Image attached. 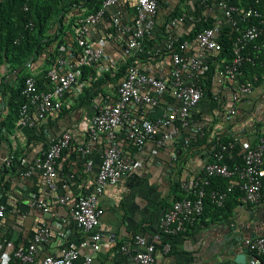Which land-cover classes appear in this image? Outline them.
Masks as SVG:
<instances>
[{
  "label": "built area",
  "instance_id": "built-area-1",
  "mask_svg": "<svg viewBox=\"0 0 264 264\" xmlns=\"http://www.w3.org/2000/svg\"><path fill=\"white\" fill-rule=\"evenodd\" d=\"M159 2L160 0H103L97 11L76 18L70 29H65L64 41L59 40L52 46L50 56H47L49 65L41 73L36 68V60L29 61L26 65L22 90L25 98L16 119V126L19 128H33L50 113L70 109L73 106L72 97L78 98L92 84L91 77L84 76L85 68H94L97 77L116 68L120 57L107 50L109 43L123 42L124 53L135 57L116 85H106L98 92L92 100L93 115L79 123V128L86 133V139L76 146V150L84 159L87 170H92L94 166L92 155L95 143L103 141L106 145L93 189L75 199L68 194L59 193L55 198L56 205L72 202L71 211L77 228L83 234L92 236V252L111 247V242L104 241L102 234L96 230L105 214L102 197L106 187L118 185L137 165L135 157L127 153L123 138L135 147H142L153 140L159 146H165L187 134L192 126V110L199 105L205 94L202 81L207 77L210 67L206 53L218 54L222 50L220 34L224 26L231 28L234 34L233 58L218 70V74L236 83L232 114L236 112V105L241 99L253 91L259 77L264 79L263 72L261 76L254 75L253 80L240 81V78L245 77L243 65L248 61L253 62L250 56H245V49L258 39L261 42L256 47H264V12L251 5H235L229 0H197V12L170 18L165 24L167 35L163 36V41L151 45L145 51L148 57L169 55L172 62L170 73L155 74L150 67L144 68L146 64L138 58V52L144 50L146 37L157 32ZM128 9L132 12L130 20L127 17ZM217 9L222 13L220 19L214 18ZM25 10H28L27 5ZM210 18L215 19L214 26L199 30L192 41L180 40L181 35L175 30L177 26L186 21L197 23ZM102 22L107 29L105 35L91 38L93 29ZM34 26L32 20L26 25L29 29ZM15 43L19 44L20 38ZM192 43L198 46L200 53H188ZM1 71L3 74L7 72L5 64L0 66ZM40 82L43 84L40 85ZM167 92L174 98L169 110L163 111L156 118H141L134 113V109L143 111L145 107L153 111L160 105V95ZM196 132L200 137H204L206 133L201 126ZM183 142V149H188L191 140L185 139ZM72 143L73 134L70 130H64L50 138L46 150L31 163L26 158L21 159L24 168L21 175L27 177L39 172L47 185L57 191L58 161ZM1 146L0 133V148ZM236 149L241 150V162H230L229 156ZM177 157L178 155H173L172 161ZM214 178L229 180L225 188L210 191L209 197L215 205L223 206L237 187L242 193L239 200L244 205L262 203L264 131L257 135L254 142L241 141L240 138L220 142L211 152V160L206 163L202 172L180 179L182 198L173 201L163 214L157 238L185 233L200 220L205 210L207 188ZM31 205L42 210L52 223L40 225L28 242L15 246L10 253H0V264H32L49 241L54 218L59 216V212L54 211L49 202L38 197L32 199ZM5 212L6 206L0 204V217H4ZM245 243L249 251V264H264V235L248 238ZM135 244L141 249L132 255L133 263L155 264L153 243L137 234ZM122 249L126 250V247ZM164 249L170 251V244L165 243ZM80 256L79 250L64 248L58 255H44L41 263L75 264ZM92 261L93 256L89 254L84 256L80 264H91Z\"/></svg>",
  "mask_w": 264,
  "mask_h": 264
},
{
  "label": "crops",
  "instance_id": "crops-1",
  "mask_svg": "<svg viewBox=\"0 0 264 264\" xmlns=\"http://www.w3.org/2000/svg\"><path fill=\"white\" fill-rule=\"evenodd\" d=\"M178 5L179 0H160L157 11L158 33L166 24L167 16ZM197 7V0L182 4L184 13H195L198 11ZM82 13L77 11L69 16L65 25L70 23L73 16L77 18L82 16ZM221 14L217 9L214 18L220 19ZM127 17L132 19L129 9ZM194 25L195 23L186 21L176 27V33L186 35ZM106 30L105 23L102 22L93 29L90 37L100 38L105 35ZM119 49L117 43L107 45V50L115 55ZM200 52L195 43L188 49V53L193 55ZM39 56L38 69L41 73L49 65V59L47 54ZM206 56L210 65L218 69L220 64L213 60L217 53L207 52ZM171 63V57L167 55L153 59V64L148 63L144 68L150 67L155 74L168 75ZM5 68L7 72L3 74L1 71V75L5 80L6 92L0 91V202L6 206V212L4 217H0V253H10L15 246L28 242L40 225L52 223L42 210L32 207V199L38 197L49 202L52 209L59 212V216L54 218L49 241L32 264H42L44 255H58L64 248L79 250L81 256L75 264H80L84 256L89 254L93 256L91 264H134L132 255L141 249L135 244L137 234L143 235L155 246V264H249V251L245 240L253 238L256 232H264V201L257 206L238 205L227 215H215L208 211L181 235L173 238L157 236L160 233V220L173 203L176 182L179 181V177L173 174V167L178 159L173 162V155H178L179 149L184 148L185 139H190L195 144L196 129L203 125H208L213 135H238L241 141L253 142L257 137L256 129L264 131V83L244 96L236 105V112L232 114L231 110L235 107L233 92L236 83L219 76L216 70L210 76L208 88L213 100L207 96L206 81L209 77H205L202 81L206 88L205 94L199 105L192 110V126L186 135L165 146H159L153 140L146 142L142 147H135L123 138L127 153L135 157L137 165L118 185L106 187L102 197L105 214L96 230L102 234L104 241L111 242V247L92 252V236L83 234L77 228L71 211L72 202L56 205L55 198L59 193L68 194L75 199L93 189L106 148L105 142L99 141L93 147L92 170L85 168V161L76 150V146L86 139V133L79 128V123L93 115V102L70 112H52L42 119L41 123L39 120V124L33 128H19L15 119L14 125L11 124L14 113L9 102L13 89L19 85L20 73L12 69L9 63H5ZM79 97L80 95L78 98L72 97L73 105ZM215 101L218 104L216 108L213 107ZM173 103V96L167 92L160 95V105L153 111L145 107L143 111L134 109V113L141 118H156L163 111L169 110ZM67 129L72 131L73 144L64 151L58 161V190L51 189L39 172L27 177L22 176L24 168L20 164L21 159L26 158L27 162L31 163L46 150L50 138ZM197 150V154L183 163L180 179L202 172L211 159V151L206 150L204 146ZM240 158L241 150L236 149L231 152L228 160L234 162ZM179 193L181 191L178 190ZM165 243L170 244V251H165ZM123 247H126V250H123Z\"/></svg>",
  "mask_w": 264,
  "mask_h": 264
},
{
  "label": "trees",
  "instance_id": "trees-1",
  "mask_svg": "<svg viewBox=\"0 0 264 264\" xmlns=\"http://www.w3.org/2000/svg\"><path fill=\"white\" fill-rule=\"evenodd\" d=\"M187 1L190 0H179L178 7L175 8L169 16H167L166 21L174 16L183 14L185 10L182 9V4ZM229 1L235 5H251L264 12V0H242V2H240V0ZM102 2L103 0H0V66L2 64L9 63L12 69H15L20 73V77H18L19 85H17V87L13 89L11 94L12 96L9 102L10 106L12 107V112L14 113L13 120L11 121L12 125H14V119L16 120L19 116L20 108L25 98L22 94V90L25 81L24 75L27 72V63L29 61L36 60L37 57L41 54H47L48 56H50L49 53L52 46L59 40L60 42L64 41L63 38L66 34L65 29H70L72 23L76 19V16H73L70 20V23L66 26L65 22L69 16H72V14H75L77 11L83 12L82 15H87L90 12L97 11L102 6ZM25 5L28 6V10H25ZM30 20L35 23V26L32 29L26 27L27 23ZM214 22V18H210L208 20L202 19L200 22L195 23L194 28L188 34L181 36L180 40H194L199 30L214 26ZM161 29V32H157V34L155 35L146 37L144 50L138 52V58L141 60V62H143V64H153V59H160L164 57V55L158 57H148L145 52L146 49L151 45L163 41V36L167 35L165 25H163ZM17 38H20L19 44L15 43V40ZM220 39L223 48L217 54V56L213 58L215 62H218L220 64L219 68L216 69L212 64H209L210 67L207 73V77H209L206 81L208 84L207 96H209V98L211 99L213 97H211L212 95H210L209 92L210 89H208L210 86V76H212V74H214L216 70L223 68L224 65L231 61V59L233 58L232 43L234 34L231 28H229L228 26H224L220 34ZM260 42L261 39H258L257 41L252 42L245 49V56H250L253 59V62L248 61L243 65L245 77L240 78V81H244L247 79L253 80L254 75L261 76V74L264 72V47H256L259 46ZM123 44V42L118 43V46L120 47L117 54L120 57L119 65L111 72H105L101 76L97 77L94 68H85L83 70L84 76L88 78L91 77V86L86 92L80 95L75 105H73L70 109H63L62 111L70 112L72 110L74 111L81 107H84L89 104L94 99V97L97 96L98 92L102 90V88H104L106 85H116L118 83V81L125 75L127 68L129 67V65H131L135 58L133 55H127L124 53V51L122 50ZM1 80L0 91L2 90L3 92H6L5 80L3 76L1 77ZM262 83H264V79L259 77V80L255 83V87ZM42 84L43 83L40 82V85ZM217 105V101H215L213 103V107L216 108ZM39 123H41V120L39 121ZM202 128L206 131L204 137H200L199 134H197L194 142L195 144L191 142L188 149H179L180 153L178 154V159L173 167V174L179 177V181L176 182L177 188L174 193L175 197L173 201L182 198V194H178V190L180 191L181 177L179 175L182 171L181 167L184 162H186L189 158L199 152L197 148L201 150V147L204 146L206 150L212 152L218 147L220 142L239 138L237 137L238 135L232 134L223 136L213 135L212 129L208 125H203ZM256 130V135H258L261 130L259 128H257ZM239 162H241V158ZM228 183L229 180L223 178H214L212 180V184L207 188L208 193L205 198V210L203 212V215L208 211H211L215 215H219L221 213L227 215L228 213L233 212L235 207L243 204L239 200L240 196L242 195L239 187H237L236 189H234V191H232V193H230L223 206L219 207L211 201L209 197L210 191L217 188L223 189L228 185ZM257 205L248 204V206ZM203 215L200 217V219L203 217ZM173 237L174 236H170V238ZM11 264L21 263L16 262Z\"/></svg>",
  "mask_w": 264,
  "mask_h": 264
},
{
  "label": "water",
  "instance_id": "water-1",
  "mask_svg": "<svg viewBox=\"0 0 264 264\" xmlns=\"http://www.w3.org/2000/svg\"><path fill=\"white\" fill-rule=\"evenodd\" d=\"M260 235H264V232H262V233H258V232H256L255 235L252 236V237H257V236H260Z\"/></svg>",
  "mask_w": 264,
  "mask_h": 264
},
{
  "label": "rangeland",
  "instance_id": "rangeland-1",
  "mask_svg": "<svg viewBox=\"0 0 264 264\" xmlns=\"http://www.w3.org/2000/svg\"><path fill=\"white\" fill-rule=\"evenodd\" d=\"M40 57V56H39ZM39 57L37 58L36 62H35V65H36V68L39 67Z\"/></svg>",
  "mask_w": 264,
  "mask_h": 264
}]
</instances>
